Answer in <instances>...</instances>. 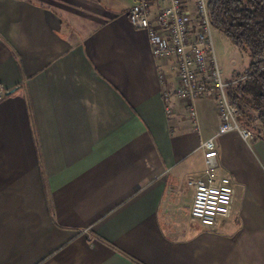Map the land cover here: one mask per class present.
I'll list each match as a JSON object with an SVG mask.
<instances>
[{"label": "crops", "instance_id": "obj_1", "mask_svg": "<svg viewBox=\"0 0 264 264\" xmlns=\"http://www.w3.org/2000/svg\"><path fill=\"white\" fill-rule=\"evenodd\" d=\"M135 1L0 0V264H264V142L215 138L231 209L193 219L217 102H194L197 129L175 97L165 112L178 77Z\"/></svg>", "mask_w": 264, "mask_h": 264}, {"label": "built area", "instance_id": "obj_2", "mask_svg": "<svg viewBox=\"0 0 264 264\" xmlns=\"http://www.w3.org/2000/svg\"><path fill=\"white\" fill-rule=\"evenodd\" d=\"M165 2L166 5L153 13L152 0H136L128 9L127 16L134 28L146 32L154 58L172 60L171 69L178 77V84L162 92L167 114L171 113L169 100L175 97L184 102L191 123L197 129L194 102L206 95L217 102L218 131L201 143L204 150L203 172L187 181V185L193 188L191 217L202 226L211 227L217 219L228 216L234 196L231 177L219 176L216 172L218 152L214 140L220 134L233 131L248 140L252 138V133L239 126L237 109L227 99L226 88L235 81H224L216 63L207 2L192 0V11L188 9L187 0ZM6 95L7 92L0 89V100Z\"/></svg>", "mask_w": 264, "mask_h": 264}, {"label": "trees", "instance_id": "obj_3", "mask_svg": "<svg viewBox=\"0 0 264 264\" xmlns=\"http://www.w3.org/2000/svg\"><path fill=\"white\" fill-rule=\"evenodd\" d=\"M207 7L212 27L248 56L226 94L239 126L264 142V0H208Z\"/></svg>", "mask_w": 264, "mask_h": 264}, {"label": "rangeland", "instance_id": "obj_4", "mask_svg": "<svg viewBox=\"0 0 264 264\" xmlns=\"http://www.w3.org/2000/svg\"><path fill=\"white\" fill-rule=\"evenodd\" d=\"M208 2V0H205ZM211 39L213 54L224 81L242 73L248 66L249 59L243 50L233 46L217 29L212 27Z\"/></svg>", "mask_w": 264, "mask_h": 264}]
</instances>
